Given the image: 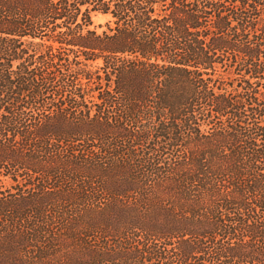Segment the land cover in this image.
Instances as JSON below:
<instances>
[{
  "label": "trees",
  "instance_id": "1",
  "mask_svg": "<svg viewBox=\"0 0 264 264\" xmlns=\"http://www.w3.org/2000/svg\"><path fill=\"white\" fill-rule=\"evenodd\" d=\"M0 264H264V0H0Z\"/></svg>",
  "mask_w": 264,
  "mask_h": 264
},
{
  "label": "rangeland",
  "instance_id": "2",
  "mask_svg": "<svg viewBox=\"0 0 264 264\" xmlns=\"http://www.w3.org/2000/svg\"><path fill=\"white\" fill-rule=\"evenodd\" d=\"M92 28H94L98 33L105 29L104 25L109 20L108 16L101 15L99 13H94L91 16Z\"/></svg>",
  "mask_w": 264,
  "mask_h": 264
}]
</instances>
